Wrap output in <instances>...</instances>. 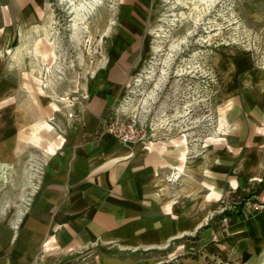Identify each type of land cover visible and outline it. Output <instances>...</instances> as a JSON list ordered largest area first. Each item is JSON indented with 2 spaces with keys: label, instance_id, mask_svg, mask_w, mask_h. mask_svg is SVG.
Wrapping results in <instances>:
<instances>
[{
  "label": "crops",
  "instance_id": "1",
  "mask_svg": "<svg viewBox=\"0 0 264 264\" xmlns=\"http://www.w3.org/2000/svg\"><path fill=\"white\" fill-rule=\"evenodd\" d=\"M119 35L124 45L112 49L128 53L125 31ZM109 63L108 73L100 66L85 78L54 121L58 109L48 114L45 98L20 102L0 82V264H149L132 255L170 245L200 261L230 247L236 257L244 241V260L254 261L264 216L245 220L246 206L228 214L233 206L222 201L263 171L260 145L239 129L244 116L234 109L214 127L185 124L173 137L179 129L170 125L145 149L124 145L102 130L101 118L122 109L130 66Z\"/></svg>",
  "mask_w": 264,
  "mask_h": 264
},
{
  "label": "rangeland",
  "instance_id": "2",
  "mask_svg": "<svg viewBox=\"0 0 264 264\" xmlns=\"http://www.w3.org/2000/svg\"><path fill=\"white\" fill-rule=\"evenodd\" d=\"M119 31L131 44L128 53L112 49L124 45ZM115 61L130 66L115 112L136 117L152 138L170 125L179 129L173 137L185 124L220 125L221 114L235 109L248 123L238 117L239 129L260 145L264 160V0H0L3 93L19 94L20 102L45 98L48 114L58 109L51 121L80 95L86 77L100 66L108 73ZM158 116L164 120L155 124ZM248 181L224 194L223 207L246 206L244 219L262 222L264 207L253 209L250 200L264 187V166ZM244 242L236 257L230 247L198 261L171 245L132 257L152 258L149 264H264V245L256 244L255 260L246 262Z\"/></svg>",
  "mask_w": 264,
  "mask_h": 264
},
{
  "label": "built area",
  "instance_id": "3",
  "mask_svg": "<svg viewBox=\"0 0 264 264\" xmlns=\"http://www.w3.org/2000/svg\"><path fill=\"white\" fill-rule=\"evenodd\" d=\"M101 127L124 145L140 144L141 148L145 149L152 140L144 124L137 121L133 115H119L115 111L105 114L101 118ZM250 205L257 210L264 207V187L251 197Z\"/></svg>",
  "mask_w": 264,
  "mask_h": 264
},
{
  "label": "trees",
  "instance_id": "4",
  "mask_svg": "<svg viewBox=\"0 0 264 264\" xmlns=\"http://www.w3.org/2000/svg\"><path fill=\"white\" fill-rule=\"evenodd\" d=\"M239 212V208H237V209H233V210H229V211H226V213H228V214H233V213H238Z\"/></svg>",
  "mask_w": 264,
  "mask_h": 264
}]
</instances>
